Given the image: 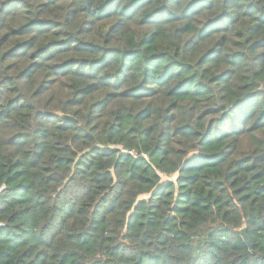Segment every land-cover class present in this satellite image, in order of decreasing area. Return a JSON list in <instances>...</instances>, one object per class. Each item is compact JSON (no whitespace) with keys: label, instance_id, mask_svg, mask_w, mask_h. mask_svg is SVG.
Returning <instances> with one entry per match:
<instances>
[{"label":"trees","instance_id":"16d2710c","mask_svg":"<svg viewBox=\"0 0 264 264\" xmlns=\"http://www.w3.org/2000/svg\"><path fill=\"white\" fill-rule=\"evenodd\" d=\"M219 2L220 0H194L192 7L182 18L185 23L177 31L185 35L193 33L199 40L196 46H204L197 62L205 66L203 70H206L208 65L213 66V70L208 72L205 79H210L213 86L222 91L238 92L244 98L243 104L246 107H255L258 114L249 117L245 129H238L233 134L234 139L229 145L231 151L221 155L223 147L213 145L207 151L216 156L203 160L202 163L194 162L189 165L183 183L193 188H203L202 195H186L185 200L173 204L170 215L163 221L159 220V212L152 213V218L148 219L149 210L141 208L143 201L137 204L136 211L129 213V228L135 224L147 228L143 234L144 242L150 240L151 229L158 227H161V231L157 234V239L161 242L188 241L187 244H177L171 251L158 248L154 253L143 252L136 264H180L173 252L181 256L190 253L184 264H264V252L257 251L264 244V103H261L264 100V87L259 86L264 84V76L260 72L254 73L255 81H252L247 78L246 72L237 73L231 66L242 63L241 58L234 57L231 62H225L218 54V49L228 54L230 47L238 48L240 44L248 43L249 50L257 54L256 61L264 63V15L246 11L244 16L250 23L244 31L248 33L251 42L234 39L231 33L240 20L218 11L216 5ZM74 3H82V0H0V75H3L5 70L12 72L19 68L15 77L7 75L0 80V100L7 94L6 90L14 79H24L33 86V95L54 99L67 98L66 103L75 106L74 102L78 96H92L98 89L93 87V83H84L85 80L94 81V71L83 73V64L78 72H72V68L77 62L89 57L96 59V53L102 49L107 50L104 55L98 57L104 61L103 67L111 66L113 56L121 64L126 58L141 61L144 59L142 51L147 56V62L163 64L171 46L169 37L163 32L149 36L145 31L153 22L165 19L162 0H97L98 7L95 11L82 3L79 11L93 15L95 20L93 28L82 24L79 32L82 36H94V39L84 40L80 45L72 47L75 37L70 38L58 28L61 23H71V18L78 15L77 9L72 7ZM33 9L37 10L36 15L33 14ZM61 10H65L64 20L57 19L53 14L58 15ZM167 22L175 24L180 20L172 18ZM236 36L240 37L241 33H236ZM9 43L12 47H7ZM195 43L192 38L187 41L189 47ZM71 52L88 53V57L67 55ZM58 56L66 58L57 61ZM8 61L12 63H7ZM49 61L57 62L49 64ZM225 63L229 66L223 67ZM192 67V64H188L180 83L161 97L160 104L166 106L167 110L175 108L177 113H180L189 105L202 108L197 101L208 102L207 97L211 89L195 92L187 90V81H193L194 78ZM154 84L155 81L150 82V85ZM203 87L201 85V88ZM158 95L159 93L146 92L140 85H133L120 97L113 96V102L127 100L139 103L151 101ZM107 99L108 96H105L104 100ZM19 100L20 97L17 96L9 99L7 105L0 103V260L5 264H8L12 250L26 247L27 238L32 236L31 229L26 225L37 210L52 199L47 194L49 185L55 184L58 179L56 175L51 174L50 168L41 165L37 158H16L17 150L25 145L26 134L5 128L4 124L14 113L20 114V118L25 121L29 118L30 109L19 103ZM147 111V108H143L136 114L141 122L151 119L150 115L143 116L146 114L142 113ZM201 115L206 119L215 113L204 108ZM175 119V115L165 117V120L170 122ZM68 123L70 125L73 121L68 120ZM66 127L62 126L57 131L68 132L70 129ZM188 127L187 124L179 125L177 140L187 135ZM143 131L145 136L152 134L150 127ZM5 133L8 135L5 136ZM162 135L166 138L168 136L167 133ZM129 146L133 148L134 153L136 145ZM122 147L113 145L111 148H96L94 151L105 157L121 153L123 159L131 158V152L123 153ZM151 152L157 159L167 156V150L160 149L158 145ZM144 159L146 157H137V168ZM230 160H234L233 171L219 176L220 170L228 165ZM64 162L63 157L53 161L58 167ZM204 164L206 166L202 167ZM37 168L43 169L39 180L34 171ZM206 174L215 179L200 181L199 178ZM218 176L219 178H216ZM108 178V173L99 177L103 182ZM144 179L149 182L150 178ZM226 181L229 182L227 186ZM166 187L168 184L162 185L158 192L162 193ZM229 190L232 199H221L222 194ZM157 207L158 205H153V208ZM65 210L68 214L78 211L83 214L88 211L78 210L75 204L66 205ZM117 211L116 200L109 201L105 197L91 213L92 224L89 225V230L70 231L67 234L68 251L62 254L55 251L36 254L28 248L24 257H18L15 264H37V261L39 264H113V261H116L115 264H123L125 260H136L135 248L122 242L106 244V241H112L111 237L104 238L99 245V249L106 251L97 255L93 249L91 258L88 259L83 255L95 242V232L99 229L93 225L98 226L104 222L103 213L112 214ZM209 217L211 220L205 225L203 221ZM117 222L123 226V222ZM241 222L243 227H240ZM194 237L197 239L193 240ZM246 237L250 239L251 247ZM125 238H129V233H125ZM5 246L7 252L4 251ZM31 255H35L36 259H30Z\"/></svg>","mask_w":264,"mask_h":264},{"label":"clouds","instance_id":"9594fccd","mask_svg":"<svg viewBox=\"0 0 264 264\" xmlns=\"http://www.w3.org/2000/svg\"><path fill=\"white\" fill-rule=\"evenodd\" d=\"M82 3L93 11L98 7L97 0H82ZM82 3L72 4V7L77 9L78 15L71 18V23H61L58 28L70 38L75 37L72 40V47L80 45L84 40L94 39V36L80 35L79 29L82 24L93 28L95 20L93 15L79 11ZM162 3L165 19L153 22L145 31L149 36L163 32L169 37L171 46L163 64L147 62V56L142 51L141 55L144 59L141 61L126 58L121 64L113 56L110 61L111 66L103 67L104 61L98 57L104 55L107 50L102 49L96 53V59L89 57L77 62L72 68V72H78L83 64V73L94 71V81L85 80L84 83H93V87L98 89L92 96H78L74 102L75 106L66 103L67 98L54 99L33 95V86L24 79H14L12 85L6 90L7 94L0 100V103L7 105L9 99L19 96V103L30 109L27 121L21 119L20 114L14 113L13 117H10L9 121L4 124L5 128H12L15 132L26 134L25 145L17 150L16 158L21 160L37 158L41 165L50 168L51 174L58 177L55 184L49 185L47 194L52 199L48 200L43 208H39L26 225L32 232V236L27 238L26 247L12 250L8 264H15L18 257L23 258L28 248L36 254H48L53 251L62 254L68 251L67 234L70 231L89 230V225L92 224L91 213L105 197L109 201L116 200L118 211L112 214L103 213L104 222L98 226L93 225L99 230L95 232L94 244L83 253L85 259L91 258L90 253L93 249L96 250L97 255L101 251H106V249H99L101 241L106 237L112 238V241H106V244L122 242L136 249V260H125L123 264H136L143 252L154 253L158 248L171 251L177 244L188 243V241H159L157 234L161 231V227L151 229L150 240L144 242L143 234L147 228L136 226V224L129 228L128 215L136 211L137 204L143 201L141 208L149 210L148 219L152 218V213L159 212V220L163 221L166 216L170 215L173 204L185 200L186 195L190 197L202 195L203 188H193L183 183L186 180L189 165L194 162L202 163L203 160L216 156L207 151L210 146L221 145L223 147L221 155L231 151L229 145L234 139L233 134L238 129H245L249 117L258 112L253 106L246 107L243 104L244 98L238 92L222 91L214 87L210 79H205L208 72L213 70V66L208 65L206 70H203L205 66L197 62L204 46H196L199 40L193 33L185 35L177 31L185 23L182 18L192 7L194 0H162ZM216 7L218 11H223L232 18L240 20V23L232 30L233 38L248 40L250 43L248 33L244 31L250 22L244 14L246 11H255L257 15H264V0H220ZM33 14H37L36 9H33ZM53 14L57 19L64 20L65 18V10H61L58 15ZM172 18L179 19L180 22L168 23V19ZM236 33H241V36L237 37ZM190 38L196 41L192 47L187 45ZM37 39L42 38L37 37ZM7 47H12V44L9 43ZM218 54L225 62H231L234 57L241 58L242 63H235L231 66L237 73L246 72L247 78L252 81H255L254 73L260 72L264 76V63L256 61L257 54L249 50L248 43H242L238 48L230 47L228 54L218 49ZM67 55L88 57V53L71 52ZM65 58V56H58L57 61ZM57 61H49V64ZM7 63H12V61ZM188 64L193 66L194 78L193 81H187V90L195 92L211 89L207 97L208 102L197 101L202 108L189 105L180 113H177L175 108L169 111L166 106L160 104V99L180 83ZM222 66L228 67L229 65L225 63ZM17 71L19 68L12 72L3 71L0 80L7 75L15 77ZM151 81H155V84L150 85ZM133 85H140L146 92H155L159 95L151 101L145 100L139 103L127 100L113 102V96L120 97L125 94L126 89ZM201 85L204 87L201 88ZM259 86L264 87V84ZM109 93L112 95H108ZM105 96H108L107 100H104ZM97 100L103 102L96 103ZM261 103H264V100ZM143 108L148 109L147 112L142 113L146 114L143 116L150 115L151 119L141 122L136 114ZM204 108L211 109L215 115L205 119L201 115ZM173 115L176 116L174 121L165 120V117ZM66 118H70L73 123L69 125ZM181 124H187L189 127L187 135L177 140L176 133ZM62 126L64 128L67 126L66 128L70 130L68 132L57 131ZM149 127L152 134L145 136L143 129ZM132 129L135 131H131ZM164 133L168 134L167 138L162 135ZM7 135L8 133H5V136ZM226 137L232 139H226ZM131 144H135L136 148L134 155L127 160L121 157V153L105 157L94 151L96 148L103 150L113 145H122L121 151L128 153L133 152V148L129 146ZM157 145L160 149L167 150L166 157L157 159L152 154L151 150L157 148ZM141 156L146 159L137 168V157ZM60 157H63L65 162L58 167L53 161L59 160ZM204 166L206 164L202 167ZM233 168L234 160H230L229 164L220 170L219 176L231 173ZM34 171L39 180L43 169L37 168ZM103 173L109 174L106 182L99 179ZM133 173H135V178H133ZM145 177L150 178L149 182H145ZM214 179L207 174L199 178L202 182ZM228 183L226 181L225 186ZM165 184H168V187L162 193L158 192V189ZM37 190H39V184ZM224 198L232 199L230 190L222 194L221 199ZM70 204H75L78 210L87 209L88 211L83 214L79 211L68 214L65 208ZM153 205H158V207L153 208ZM210 220V217L206 218L203 223L206 225ZM74 221L75 227H73ZM117 221L123 222V226ZM240 227H243V222ZM125 233H129V238H125ZM195 239L197 237L193 238ZM4 251H8L6 246ZM257 251L264 252V244ZM173 255L180 261V264H184L190 253L181 256L173 252ZM30 259L35 260L36 256L31 255ZM115 262L113 261V264ZM0 264H5V262L0 260Z\"/></svg>","mask_w":264,"mask_h":264},{"label":"water","instance_id":"95a60500","mask_svg":"<svg viewBox=\"0 0 264 264\" xmlns=\"http://www.w3.org/2000/svg\"><path fill=\"white\" fill-rule=\"evenodd\" d=\"M67 120H70V118H66ZM71 121V120H70ZM246 241L248 243V245L251 247V243H250V239L248 237H246Z\"/></svg>","mask_w":264,"mask_h":264},{"label":"built area","instance_id":"2783aa9c","mask_svg":"<svg viewBox=\"0 0 264 264\" xmlns=\"http://www.w3.org/2000/svg\"><path fill=\"white\" fill-rule=\"evenodd\" d=\"M131 154H132V155H134V153H133V152H131Z\"/></svg>","mask_w":264,"mask_h":264}]
</instances>
